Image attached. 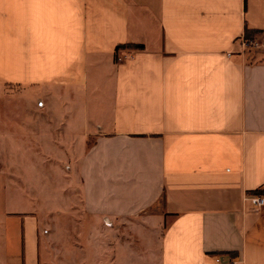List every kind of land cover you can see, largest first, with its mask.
<instances>
[{
    "label": "crops",
    "instance_id": "1",
    "mask_svg": "<svg viewBox=\"0 0 264 264\" xmlns=\"http://www.w3.org/2000/svg\"><path fill=\"white\" fill-rule=\"evenodd\" d=\"M9 83L63 89L64 132L91 139L77 171L84 217L112 230L98 261L264 264V209L243 200L264 190V0H0ZM38 235L0 203V264H39Z\"/></svg>",
    "mask_w": 264,
    "mask_h": 264
},
{
    "label": "rangeland",
    "instance_id": "2",
    "mask_svg": "<svg viewBox=\"0 0 264 264\" xmlns=\"http://www.w3.org/2000/svg\"><path fill=\"white\" fill-rule=\"evenodd\" d=\"M256 37L248 36L251 60L263 58ZM64 96L61 88L0 86V203L37 216L39 264H103L96 238L112 230L84 217L77 171L91 139L64 132Z\"/></svg>",
    "mask_w": 264,
    "mask_h": 264
},
{
    "label": "built area",
    "instance_id": "3",
    "mask_svg": "<svg viewBox=\"0 0 264 264\" xmlns=\"http://www.w3.org/2000/svg\"><path fill=\"white\" fill-rule=\"evenodd\" d=\"M249 40H246L245 43L247 46L249 45ZM244 202L248 203L250 209L252 211H260L264 209V190H256L251 193H247L243 197ZM216 261L219 262L220 259L216 258ZM222 264H236L235 261H227L226 263Z\"/></svg>",
    "mask_w": 264,
    "mask_h": 264
},
{
    "label": "trees",
    "instance_id": "4",
    "mask_svg": "<svg viewBox=\"0 0 264 264\" xmlns=\"http://www.w3.org/2000/svg\"><path fill=\"white\" fill-rule=\"evenodd\" d=\"M258 33V30H246L245 31V39L248 40V36L250 34H256ZM143 48L142 44H137V43H124V44H120L116 47V49H131V50H140ZM115 59H116V55H115Z\"/></svg>",
    "mask_w": 264,
    "mask_h": 264
}]
</instances>
